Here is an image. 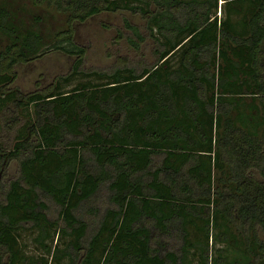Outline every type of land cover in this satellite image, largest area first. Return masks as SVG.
Masks as SVG:
<instances>
[{
    "label": "trees",
    "instance_id": "obj_1",
    "mask_svg": "<svg viewBox=\"0 0 264 264\" xmlns=\"http://www.w3.org/2000/svg\"><path fill=\"white\" fill-rule=\"evenodd\" d=\"M28 1L65 26L46 42L0 0V176L17 162L0 264H264V0ZM120 10L143 18L153 63L84 69L74 24ZM124 23L138 51L146 36ZM50 50L71 69L14 87L15 66Z\"/></svg>",
    "mask_w": 264,
    "mask_h": 264
},
{
    "label": "rangeland",
    "instance_id": "obj_2",
    "mask_svg": "<svg viewBox=\"0 0 264 264\" xmlns=\"http://www.w3.org/2000/svg\"><path fill=\"white\" fill-rule=\"evenodd\" d=\"M9 1L18 8L20 16L25 18L28 24L42 32L46 42L52 41L54 34L65 26L64 16L57 13L53 8H48L46 5L34 6L28 0ZM222 1L219 0V3ZM217 14L218 16L222 15L219 10ZM124 20H128L132 25L138 26L146 36L143 18L139 14L126 10L102 12L89 17L84 22H76L74 24V40L84 48L82 65L84 69L109 71L120 66L133 67L134 65H139L141 61L149 65L153 63L155 56L152 40L146 36L145 41L140 45V49L138 51L133 49L129 42V38H133V35L125 26ZM73 61L74 56L64 52L47 51L42 56L28 63H21L15 66L16 77L13 86L23 93L46 90L50 88L55 77L66 74L71 69ZM4 117L7 116L0 113V121ZM7 137V130L3 129L0 139L6 140ZM16 171L17 162L13 160L7 168V177L14 176L17 173ZM7 177L0 176V186L4 184V180ZM107 198L108 193L105 188H102L96 199L91 203L90 206H95L99 209L96 219L104 213L106 208L110 207L111 204ZM45 202L49 206V216L56 218L58 210L56 205L49 199H45ZM83 215L88 220L94 219L90 211H85ZM216 246H224V244ZM27 250L30 253H38L35 246L29 245Z\"/></svg>",
    "mask_w": 264,
    "mask_h": 264
}]
</instances>
